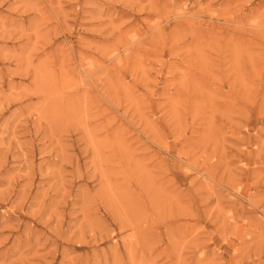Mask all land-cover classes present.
Returning <instances> with one entry per match:
<instances>
[{"label":"rangeland","instance_id":"374dc122","mask_svg":"<svg viewBox=\"0 0 264 264\" xmlns=\"http://www.w3.org/2000/svg\"><path fill=\"white\" fill-rule=\"evenodd\" d=\"M0 264H264V0H0Z\"/></svg>","mask_w":264,"mask_h":264}]
</instances>
